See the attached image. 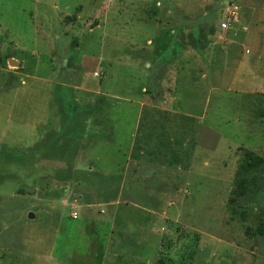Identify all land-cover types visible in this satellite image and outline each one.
<instances>
[{
	"label": "rangeland",
	"instance_id": "rangeland-1",
	"mask_svg": "<svg viewBox=\"0 0 264 264\" xmlns=\"http://www.w3.org/2000/svg\"><path fill=\"white\" fill-rule=\"evenodd\" d=\"M245 1L0 0V264H264Z\"/></svg>",
	"mask_w": 264,
	"mask_h": 264
},
{
	"label": "crops",
	"instance_id": "crops-1",
	"mask_svg": "<svg viewBox=\"0 0 264 264\" xmlns=\"http://www.w3.org/2000/svg\"><path fill=\"white\" fill-rule=\"evenodd\" d=\"M244 2H246L245 0H243ZM250 1H252V0H250ZM254 5V4H253ZM263 7V6H262ZM243 9V8H242ZM256 10V9H255ZM243 11V10H242ZM257 12V14H258V17L260 18L261 17V20H262V22H261V24H260V27H259V25H258V28H259V33H257L258 31H254L252 28H250L249 27V29H250V32L249 33H251L252 35H253V37H255V40H257V39H259L260 38V40H262L263 38H264V9H263V11L262 10H260V9H258V10H256L255 11V13ZM255 13H253L252 15L254 16V14ZM255 17V16H254ZM248 28V27H247ZM246 28V29H247ZM248 34V33H247ZM260 45H261V42L259 43V47L256 45V44H254L253 45V49H250L249 51H248V53L250 54V55H247V57H248V59H246L245 57L246 56H243L242 57V60H237V65H240V66H242L243 67V71L245 72V74H247V73H250V72H252L253 71V69L255 68V67H253L252 66V64L251 63H249V62H251L250 60V56H253V55H255V54H258V52H260V49H261V47H260ZM254 61V60H253Z\"/></svg>",
	"mask_w": 264,
	"mask_h": 264
},
{
	"label": "built area",
	"instance_id": "built-area-1",
	"mask_svg": "<svg viewBox=\"0 0 264 264\" xmlns=\"http://www.w3.org/2000/svg\"><path fill=\"white\" fill-rule=\"evenodd\" d=\"M238 7H236V5H231L228 8H226V12H227V17H229L230 19H236L237 18V9ZM221 28H226V23L222 22L220 24ZM95 75H97V73H95Z\"/></svg>",
	"mask_w": 264,
	"mask_h": 264
},
{
	"label": "water",
	"instance_id": "water-1",
	"mask_svg": "<svg viewBox=\"0 0 264 264\" xmlns=\"http://www.w3.org/2000/svg\"><path fill=\"white\" fill-rule=\"evenodd\" d=\"M8 64H9V65H13V66H15V67H17V68L21 66L20 63H18L16 60H14V59L11 58V57H8ZM27 217H28V218H32V217H33V213H32V212H29L28 215H27Z\"/></svg>",
	"mask_w": 264,
	"mask_h": 264
},
{
	"label": "trees",
	"instance_id": "trees-1",
	"mask_svg": "<svg viewBox=\"0 0 264 264\" xmlns=\"http://www.w3.org/2000/svg\"><path fill=\"white\" fill-rule=\"evenodd\" d=\"M263 159H264V157H258L257 163H259V161L262 162ZM166 260H167V263H166ZM168 262H169V259L168 258L166 259L164 256H162L158 259L157 264H171V261H170V263H168Z\"/></svg>",
	"mask_w": 264,
	"mask_h": 264
}]
</instances>
